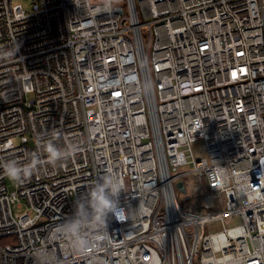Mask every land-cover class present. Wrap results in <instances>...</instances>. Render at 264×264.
Listing matches in <instances>:
<instances>
[{
	"label": "built area",
	"instance_id": "1",
	"mask_svg": "<svg viewBox=\"0 0 264 264\" xmlns=\"http://www.w3.org/2000/svg\"><path fill=\"white\" fill-rule=\"evenodd\" d=\"M194 177L208 211L179 202ZM196 256L264 264V0H0V264Z\"/></svg>",
	"mask_w": 264,
	"mask_h": 264
},
{
	"label": "clouds",
	"instance_id": "2",
	"mask_svg": "<svg viewBox=\"0 0 264 264\" xmlns=\"http://www.w3.org/2000/svg\"><path fill=\"white\" fill-rule=\"evenodd\" d=\"M47 152L53 160L59 158V153L53 146H47ZM21 171H23L26 176L29 174L30 169L21 170L10 168L7 171V174L11 179L16 180L21 178ZM102 178L103 182L95 185L92 192L89 194L91 197L89 207L95 214V225H90V227H92L93 231L101 232L105 229L108 223L107 217L111 211V207L115 205L116 198L119 197L123 191V183L118 177L113 176L111 173H107L103 175ZM101 221L104 223H101ZM79 243L80 241H77V244ZM86 247L87 245H85L83 249L78 248L77 250L84 251Z\"/></svg>",
	"mask_w": 264,
	"mask_h": 264
},
{
	"label": "rangeland",
	"instance_id": "3",
	"mask_svg": "<svg viewBox=\"0 0 264 264\" xmlns=\"http://www.w3.org/2000/svg\"><path fill=\"white\" fill-rule=\"evenodd\" d=\"M15 2L22 3L26 9L30 8L31 0H14ZM30 96V95H29ZM21 138L19 136L15 137V142L20 143ZM194 152L197 156H205L206 151L205 147L201 145V142H198L194 145ZM184 168H181V170ZM203 182L202 180L194 177L190 182V188L187 192H183L182 190H177V195L180 204L188 211L193 213L205 212L212 208V205L207 198L205 192L202 189ZM15 212H23V211H32L27 202L23 204L22 207H15ZM242 220L240 218H235L233 220L226 221L224 223H214L210 226V229L215 231L223 226H232L233 224L240 223ZM195 264H199L198 256L195 258Z\"/></svg>",
	"mask_w": 264,
	"mask_h": 264
},
{
	"label": "water",
	"instance_id": "4",
	"mask_svg": "<svg viewBox=\"0 0 264 264\" xmlns=\"http://www.w3.org/2000/svg\"><path fill=\"white\" fill-rule=\"evenodd\" d=\"M177 186H178V188L180 189V190H182L183 192H186L187 191V189H186V187H185V183L181 180V181H179L178 183H177Z\"/></svg>",
	"mask_w": 264,
	"mask_h": 264
}]
</instances>
